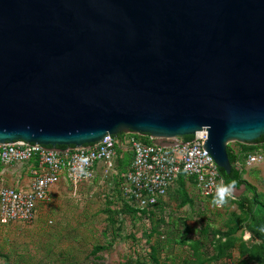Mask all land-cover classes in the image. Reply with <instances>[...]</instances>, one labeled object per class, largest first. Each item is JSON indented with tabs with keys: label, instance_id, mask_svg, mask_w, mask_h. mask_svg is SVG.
Returning a JSON list of instances; mask_svg holds the SVG:
<instances>
[{
	"label": "water",
	"instance_id": "95a60500",
	"mask_svg": "<svg viewBox=\"0 0 264 264\" xmlns=\"http://www.w3.org/2000/svg\"><path fill=\"white\" fill-rule=\"evenodd\" d=\"M200 131L225 185L264 143V0H0V144Z\"/></svg>",
	"mask_w": 264,
	"mask_h": 264
},
{
	"label": "rangeland",
	"instance_id": "374dc122",
	"mask_svg": "<svg viewBox=\"0 0 264 264\" xmlns=\"http://www.w3.org/2000/svg\"><path fill=\"white\" fill-rule=\"evenodd\" d=\"M5 173V184L28 180L25 164ZM241 178L264 205V163ZM243 194L223 207L212 205L215 194L203 206L177 181L157 207L139 211L120 197L118 179L98 170L76 192L59 185L30 223L0 224V264H264L263 244L245 229Z\"/></svg>",
	"mask_w": 264,
	"mask_h": 264
},
{
	"label": "built area",
	"instance_id": "2783aa9c",
	"mask_svg": "<svg viewBox=\"0 0 264 264\" xmlns=\"http://www.w3.org/2000/svg\"><path fill=\"white\" fill-rule=\"evenodd\" d=\"M206 139L202 131L195 133L191 142L128 132L67 150H48L23 142L0 144V224L30 223L59 185L66 183L76 192L89 184L98 170L104 180L118 179L120 197L139 211L157 207L180 177L204 206L223 184L220 172L202 149ZM227 146L235 156L232 167L240 174L264 163V143L230 142ZM22 164L27 165L28 182L5 184L9 167Z\"/></svg>",
	"mask_w": 264,
	"mask_h": 264
},
{
	"label": "trees",
	"instance_id": "16d2710c",
	"mask_svg": "<svg viewBox=\"0 0 264 264\" xmlns=\"http://www.w3.org/2000/svg\"><path fill=\"white\" fill-rule=\"evenodd\" d=\"M227 152L233 157L234 163L235 156L232 154L228 146ZM231 170L236 172L237 174L235 181H237L239 185L236 187V190L240 189L241 187H244L245 190V194L241 195L239 198V208L244 211L247 217L245 229L252 238L257 241H260L264 246V232L258 230L264 227V205L261 203V201H259L258 195L255 192L254 187L250 185L246 180L241 178V174L239 173V171L234 169V167H232ZM178 181L183 187H185V184L181 177ZM223 185H225L224 181ZM248 194H250V196Z\"/></svg>",
	"mask_w": 264,
	"mask_h": 264
},
{
	"label": "clouds",
	"instance_id": "9594fccd",
	"mask_svg": "<svg viewBox=\"0 0 264 264\" xmlns=\"http://www.w3.org/2000/svg\"><path fill=\"white\" fill-rule=\"evenodd\" d=\"M86 162V161H85ZM83 172V169H81ZM87 175V173H83ZM237 187V181L232 180L227 185H220L216 189V196L212 201V205L215 207H223L228 203V199L233 196ZM261 232H264V227L258 229Z\"/></svg>",
	"mask_w": 264,
	"mask_h": 264
},
{
	"label": "crops",
	"instance_id": "0c3cea01",
	"mask_svg": "<svg viewBox=\"0 0 264 264\" xmlns=\"http://www.w3.org/2000/svg\"><path fill=\"white\" fill-rule=\"evenodd\" d=\"M7 177H8V175H7ZM28 182V180L27 181H25L24 183L26 184Z\"/></svg>",
	"mask_w": 264,
	"mask_h": 264
}]
</instances>
